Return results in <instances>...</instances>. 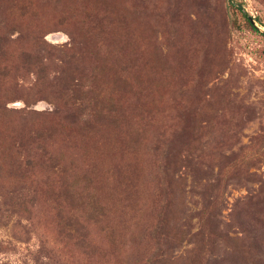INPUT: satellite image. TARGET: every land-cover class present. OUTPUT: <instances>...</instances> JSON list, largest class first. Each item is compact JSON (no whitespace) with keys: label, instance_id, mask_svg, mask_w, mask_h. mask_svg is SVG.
Here are the masks:
<instances>
[{"label":"rangeland","instance_id":"obj_1","mask_svg":"<svg viewBox=\"0 0 264 264\" xmlns=\"http://www.w3.org/2000/svg\"><path fill=\"white\" fill-rule=\"evenodd\" d=\"M239 6L264 30V0H0V264H264Z\"/></svg>","mask_w":264,"mask_h":264},{"label":"trees","instance_id":"obj_2","mask_svg":"<svg viewBox=\"0 0 264 264\" xmlns=\"http://www.w3.org/2000/svg\"><path fill=\"white\" fill-rule=\"evenodd\" d=\"M237 10H239L242 13L243 18L245 19V22L251 27L252 30H254L255 32H258L264 36V32H262L260 29H258L255 26V24L251 21V16H249V14L243 8L237 7ZM256 22H258V21L256 20ZM30 57H32V56H30ZM96 102H98V101H96Z\"/></svg>","mask_w":264,"mask_h":264},{"label":"water","instance_id":"obj_3","mask_svg":"<svg viewBox=\"0 0 264 264\" xmlns=\"http://www.w3.org/2000/svg\"><path fill=\"white\" fill-rule=\"evenodd\" d=\"M240 8H242L241 6H239ZM251 21L255 24V26L258 28V29H260V30H262L257 24H256V21L253 19V18H251ZM263 32H264V30H262Z\"/></svg>","mask_w":264,"mask_h":264}]
</instances>
